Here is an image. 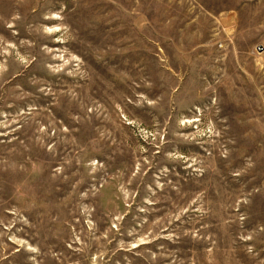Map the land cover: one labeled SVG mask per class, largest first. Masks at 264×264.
I'll return each instance as SVG.
<instances>
[{
    "label": "rangeland",
    "instance_id": "374dc122",
    "mask_svg": "<svg viewBox=\"0 0 264 264\" xmlns=\"http://www.w3.org/2000/svg\"><path fill=\"white\" fill-rule=\"evenodd\" d=\"M0 264H264V0H0Z\"/></svg>",
    "mask_w": 264,
    "mask_h": 264
}]
</instances>
